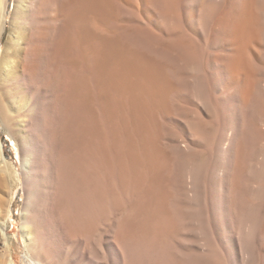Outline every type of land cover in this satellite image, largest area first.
<instances>
[{
    "label": "rangeland",
    "instance_id": "rangeland-1",
    "mask_svg": "<svg viewBox=\"0 0 264 264\" xmlns=\"http://www.w3.org/2000/svg\"><path fill=\"white\" fill-rule=\"evenodd\" d=\"M18 1L20 0H7L6 27L0 40V61L5 48L8 46L11 37L10 35L12 34V31H14L13 18L15 16L14 12L18 9ZM166 2L168 6L167 11L171 14L169 16H165L167 19L165 17L162 18L163 16L160 18L155 15L153 13V9L148 10L145 8L146 10H144L143 7L141 8V11H138L136 8H133V5H126L122 2L119 3L118 0L112 9L113 11H108L106 14L103 12L102 16L101 14L98 16H89L88 23L90 29L93 30H91L93 33L102 34L103 36L106 33L104 37H107V35L114 36L121 45L125 47L126 45L129 46L128 49L139 51V54L143 51L142 54L144 53L145 56H149H147V58H152L154 56L155 58L153 57L152 59L156 60V62L159 61L161 46L167 47V50L171 52L167 51V55L164 58L165 61H163L165 62L167 68V79L170 88V91L165 99V104L155 98L151 103L154 108H152L151 104L147 106L148 109H152L150 111L151 113L155 110L152 115L155 114L158 116H156L157 121L154 123V128L153 122L156 119L149 114V116H152V119H154L153 121H150L146 135L148 136V140L155 137V144H157L155 147L157 148L158 146L159 151L161 152V157L157 161L158 163L156 165L158 167H155V172H153L154 174L149 173V175L144 172L145 180H142V185L140 184V186H134L131 178L128 181L119 177L121 172L117 171V165H115L116 163L109 160V157L108 166L104 170L99 181L97 176H95L93 162H89L86 167L81 168L74 160L70 163L71 166L68 169V164L65 162L63 164V160L60 159L63 157L56 156V158L60 160V163H56L57 165H55V170L57 167H61V177L60 179L54 181V189L57 196L62 198V201L66 203H63L62 206L64 208H67L68 206L69 212L63 213L64 215L59 218L57 222H54L53 218L50 219V221H52V224L50 225L46 222L48 220L44 221L42 219V223H40L39 227H37L38 229H34V235H38L41 248L38 249L35 245H33V247H29V249H34L33 253L35 254L43 255V252L48 254L50 261L54 259L50 264H102L104 262L103 258L108 261V264H116V260L119 261L121 257V253H118V249L120 248V244L118 242L124 238L123 231L131 225H128V222H133V224L138 226L142 223V220H144L145 214L146 217L149 218L148 221L150 220L148 222L145 217L144 221L148 222V225L146 224L148 228L145 227L146 225L143 224V227V225L140 224L141 226H138V229L140 228V231L143 233H137L136 235L141 234L139 237L134 236V234H131L132 237L129 235L131 237L129 242L133 245L132 253H134L129 254L128 260H131V262H129L131 264H139L140 262V264H143V262L147 264L145 260L147 257L150 258V256L152 261H157L160 264H175L178 259V257H174L175 254L176 256L182 255L178 252L176 253L177 250H180L179 252L181 253L183 252L184 260L189 258L186 262H191L192 260L194 264H213V262L215 264H264V132L260 137H258L260 140L262 139L261 142L253 145L252 138L256 135L250 120L253 116L251 115V112L249 113L243 106H241L235 96L231 97L227 94L228 88H217L214 94L212 88L210 89L209 86L205 85V89L207 90L206 103H208V106H205L199 100L190 96L188 91L189 87L183 84V0H166ZM192 3H194V0ZM107 13L108 17L106 16ZM175 14L177 15L176 17ZM152 17H154V19ZM153 21L155 23L158 22L156 25L159 27H157ZM176 23L177 25H175ZM159 28H161L163 32ZM165 42L169 46H166V44L164 45ZM190 43L191 44L189 45L191 46L190 48L193 53L199 56L200 59L202 57L205 61L204 63H202V60L201 63L198 61L193 68L196 67V70L201 69V71L203 69H207L209 72H212L214 65L211 61H213L215 55V50L213 49L214 47L211 45L207 51H205L201 40H190ZM95 58L97 57L95 56ZM95 61L96 59L94 62H91V67L88 65V68H85L84 74L81 73V71L84 70V67H82V65L80 66V64L76 65L77 68L74 76L75 86L72 90V106L69 112V126L71 128L69 129V136L65 139L68 141V145L74 139V143L72 144L71 142V145H69L70 147L77 145L76 143L80 142V133H83L85 128L88 127L87 129L91 131L92 126H90V124L93 122V119L96 120L98 127L101 122L100 127L103 128L104 134L106 133L104 135L105 137L109 134L107 113L105 112L106 109L104 110L103 108L94 107L93 109L95 111L97 110V114L93 119L91 116L92 114L87 117L82 113V107L85 108V106L87 107L88 105L93 104V106H96L93 97L97 99L100 86H98L99 82L96 71H94L96 66L94 64H98V61H96L97 63ZM86 75H88V77H86ZM82 76H84L83 81L81 80ZM0 81V109L3 107L6 116H11V119H8V122H4L0 118V133L11 147L9 150L5 151L1 142L4 158L7 162L11 163V165L9 166L8 172H1L0 170V204L3 207L5 205L9 207L10 211L6 218L0 220V264H8V258H10L14 264H39L38 262L34 263L27 257V244L23 237L22 230V213L27 200V190L30 188L32 182H34V179H32L33 174H27V180L25 179L24 171L22 169V158L25 159L26 156L22 153L19 154L18 149L21 146L22 141L17 137V130L15 129L18 127V121L22 118L21 116H16L17 111H19L18 105L13 103V97L10 95V91L7 86L5 84L3 85L1 78ZM78 86H81L82 88ZM90 86L92 87L91 89ZM77 89H80V92H77ZM92 89L93 93L91 92V94H89ZM88 94L91 95V97L89 96L90 99L88 98ZM23 101L24 100H22L20 104H22ZM81 102L83 104H80ZM161 105L164 108H162ZM158 111L162 114L158 113ZM90 112H93L92 109H90ZM76 118L77 121L74 120ZM86 122L87 124H85ZM83 125H86V127ZM72 135L75 137H72ZM247 136L250 137V140L246 138ZM88 141L90 140L88 139ZM233 142L235 144H233ZM57 143L58 142H55L54 149L56 152H59L61 146ZM240 143H242V146L245 148L243 149L244 153L243 151H240L242 152L240 155L243 159L240 158L237 161V150ZM78 144L80 145L81 143ZM92 145L93 144H91V149L93 150L94 145ZM184 145L186 147L188 146V148ZM80 146L83 147L86 146V144L84 143V145L82 144ZM256 155H258V157ZM68 158L70 161V156ZM39 161L40 165H48L45 160L43 161L40 159ZM111 162L114 163L112 164ZM37 163L39 164L38 161ZM166 163H168V165H166ZM186 168L194 170L195 179L198 177L196 180L194 179V182L193 180L190 181V179L184 175ZM71 170L73 175L71 174ZM151 175L154 177H151ZM117 176L119 178H117ZM151 181L155 184V188L153 187L154 184ZM127 182L129 184H126ZM130 182L133 183V185ZM97 184L100 185V187L102 186L101 189L104 198L102 201L103 204L100 207H97V204L94 202L95 196L93 195L94 190H96L95 188L98 186ZM146 189H150L151 191H147ZM192 189L194 192L191 191ZM160 190L161 192H158ZM136 191L139 192L136 193ZM157 194L165 195V197H167V201L160 205L162 207L159 206L155 209L161 212H158L160 214L159 220L161 215L165 217L161 216V224H158L160 222L157 219L158 213H155L153 210L156 207L154 206L156 203L151 199V196L155 198V195ZM57 196L54 195L52 198L50 197L51 199L49 202L52 203L46 204L45 210L46 212H49L48 215L50 214V208L53 209V203H55L54 200H57ZM34 197L36 198L37 196L34 195ZM141 197L143 201H146L147 198L150 205L149 207L146 205L148 208L145 205H142L146 203H142V201H140ZM193 197H195V199ZM67 198L68 200L66 201ZM258 198H260L259 201L257 200ZM150 203H153L151 213V210L146 211L150 209ZM74 209H76V211ZM141 209L144 212V215H141L143 214ZM143 209H146L145 211L148 213H146ZM253 209L256 211H253ZM98 211L101 212V215L98 214ZM152 213L153 217H151ZM123 214L126 217H124ZM147 214H149V216H147ZM165 214L170 215L166 216ZM138 215L141 216L139 217ZM133 218L136 219L134 220ZM152 218H156L154 223L151 222ZM130 219H132V221H130ZM137 220L138 222H136ZM73 222H75V225ZM121 222H123V224ZM72 225H74V227ZM155 225L158 229L161 227L162 237L165 238H163V242L165 244L162 242L161 236H157L156 232L158 229ZM45 226L47 229L44 231L46 228ZM87 226L89 228H87ZM134 226L130 228L133 229L137 227ZM39 228L40 230L42 228V231H40ZM150 228L155 230V234ZM2 232H4L8 239V248L4 246V240L1 237ZM143 234L144 237L142 236ZM146 235H150L149 237L152 236V239L150 238L152 241L148 239L149 237L145 239ZM143 239L145 240L143 241ZM139 240L142 241L140 242ZM153 240L157 242L156 244L159 243L158 246L163 247L164 250L160 248L161 253L159 254L158 252L160 256L155 253H150L146 257L145 255L147 254H145V251L149 250L148 247H152L154 242ZM138 241L144 248H141ZM101 246L103 247L101 248ZM204 246L206 248H203ZM210 249L212 253L209 252ZM101 250L103 254L101 253ZM140 250L144 252H141ZM42 255L40 256L41 259L44 258ZM141 255L144 256V258H139L142 257ZM137 260L140 262L138 261L137 263ZM45 262L47 261L45 260L44 262H41V264H46Z\"/></svg>",
    "mask_w": 264,
    "mask_h": 264
},
{
    "label": "bare ground",
    "instance_id": "bare-ground-1",
    "mask_svg": "<svg viewBox=\"0 0 264 264\" xmlns=\"http://www.w3.org/2000/svg\"><path fill=\"white\" fill-rule=\"evenodd\" d=\"M192 1L193 0H188V1L183 0V14H182L183 15V84L189 87L188 91L190 96L194 99L199 100L205 106H208V103H206L207 90L205 89V85L209 86L210 89L212 88L214 94L217 88L219 89H221L220 87L223 88L225 87V89L228 88L227 94L230 95L231 97L235 96L236 99L240 102L241 106H243L249 113L251 112V115L253 116L252 119L250 120H251L252 128L254 129L256 135L252 138V142L253 145H256L255 143L261 142L262 139L260 140V138L258 137H260L264 132V0H194V3H192ZM118 2L119 3L122 2L126 5L129 4L133 5L134 6L133 8H136L138 11H141V8L143 7L144 10L153 9L154 12L153 11L152 12L155 15L159 16L160 18L162 16H163L162 18H164L165 16L171 15L167 11L168 6L166 0H118ZM18 3H19L17 4L18 9L17 11L15 9L16 12H14L15 16L13 18L14 31H12L8 46L7 48H5V51L1 56L0 78L3 82V85L5 84L8 90L10 91V95L13 97V103L18 105L19 111H17L16 116L17 117L21 116L22 118L21 120L18 121V125H17L18 127L15 130H17V137L22 141L21 146L18 148L19 154L22 153L26 156L25 159L22 158L23 159L22 169L24 171L25 179L27 180L28 177L27 174H31V175L33 174L32 179H34V182H32L29 188L30 190L29 189L27 190L28 192L27 200L25 202L22 213V220H23L22 230H23V237L26 240V244H27V257L30 260H32L34 263L38 262L39 264H41V262H44L46 260L47 262L45 263L50 264L54 259L50 261L48 254H45V252H43V255L41 254L44 257L42 259L43 260L45 259L43 261L40 257L41 255L33 253L34 249H29V247H33V245H35L36 247H38V249L41 248L38 235L37 234L34 235V233L35 230L38 229L37 227H39V224L42 223V219L44 221L48 220L46 222L50 225L52 224V221H50V219L53 218L54 219L53 221L57 222L59 218H61L64 215L63 213L69 212L68 206L67 208L66 207L64 208L62 206L63 203L65 202L62 201V198H59L57 196L54 189L55 187L53 184L54 181L60 179L61 177V171H60L61 167L58 165L59 167H57L55 170V165H57L56 163L60 161L56 158V156L63 157L60 159L63 160V161L61 160L63 164L64 162L68 164V169L71 166L70 163H72L74 160L76 161V164L81 168L86 167L87 163L93 162L95 169V176H97L99 181L101 179V176L103 175L104 170L108 166L109 163L108 157L109 160H112L116 163L115 165H117V171L121 172L119 177H122L123 179H126L128 181L131 178V181L134 183V186H140L142 180L143 181L145 180L144 172L145 174H149V173L151 174L155 172L154 170L155 167L157 166L156 164L158 163L157 162L158 159L161 157V152L159 151L158 146L157 148L155 147V145H157L155 144L156 143L155 142L156 139H154L155 137L150 138L148 140V136L146 135V133H147V129L149 128L150 121L151 120L153 121L154 118L156 119V116L158 115L155 114L152 115V113H154L155 110L153 109L154 111L151 113L150 111L152 109L151 110L148 109L147 106L150 105L155 98L156 100H159L163 104H165V99L168 95V92L170 91L169 83L167 79L168 77L166 70L167 68L165 62H163L165 61L164 58L166 57L168 50L167 47L161 46L159 61L157 58L158 62H156V60L152 59L154 56L152 58L151 57L147 58L148 55L145 56L144 53L142 54L143 51L141 52V54H139V51H135L132 49L130 50L128 49L129 46L126 45L125 47L121 45L117 40V38H115L114 36L107 35V37H104L106 33L104 36L102 34L101 36L100 34H97L95 32L93 33L92 32L93 30L90 29L88 23L89 16L90 15L98 16L100 14L102 16L103 12L105 14L108 11L111 12V10L114 8L115 3H117V0H20L18 1ZM6 8H7V0H0V40L6 27ZM106 16L108 17V13ZM176 16L177 15L175 14V17ZM152 18L154 19V17ZM175 25H177V23ZM197 39L201 40L205 51H207V49L211 45L214 47L213 49L215 50V55L213 61H211V63L214 65L212 72H209L207 69H203L201 71V69L196 70V67L193 68V66L196 65L198 61H200V63L201 60L202 63L205 62L202 57L200 59L199 56L195 55L190 48L191 47L189 45L191 44L190 40L196 41ZM165 44L166 46L168 45L166 42L164 43V45ZM95 56L97 58H95ZM95 59L96 61H98V64H94L96 65L94 71H96L97 79L99 82L98 86H100L97 99L92 96L93 99L95 100L96 106H93L94 105L93 104V105H88L87 107L85 106V108L82 107V113L87 117L88 115L92 114L91 116L93 119L97 114L96 113L97 110L95 111L93 109L94 107L103 108L104 110L106 109L105 112L107 113V119H108L107 124L109 125V134L107 137H105L104 135L106 133L104 134L103 128L100 127L101 122H100V126L98 127L96 124V120L93 119V122L90 124V126H92L91 131H89L87 127L85 128L84 131L82 128L83 133H80L81 139H79L80 142L78 143H81L80 145L82 144L84 145L85 143L86 146L81 147L78 143L75 142L77 145L70 147L69 145H71V142L72 144L74 143L73 142L74 139L69 143V145L67 143L68 141H66L65 139L66 137L69 136L68 135L70 134L69 129L71 128L69 126V117H70L69 112L72 106V96H73L72 90L73 87L75 86L74 76L77 68L76 65L80 64V66L82 65V67H84L83 68L84 70L81 71V73L84 74L85 68H88V65H90L91 67V62H94ZM86 77H88V75H86ZM83 79L84 76L81 77L82 81ZM78 87L82 88L81 86ZM91 88L92 87L90 86V89ZM77 90H78L77 92H80V89ZM91 92L93 93V89L90 90L89 94H91ZM89 94H88V98L90 99L91 95ZM22 100L24 101L22 104H20ZM80 104L83 103L81 102ZM152 105L153 104H151V106ZM161 107L164 108L162 105ZM152 108H154V106H152ZM90 109H92L93 111L92 113L90 112ZM158 113L160 112L158 111ZM149 114H151L154 118L152 119V116H149ZM0 118L4 122L5 121L8 122L9 121L8 119H11V116L9 117L6 116L3 107H1L0 109ZM74 120L77 121V118ZM155 121H157V119L154 120L153 126ZM85 124H87V122ZM84 127H86V125ZM72 137L75 136L72 135ZM246 138L250 140L249 136H247ZM88 139L90 141H88ZM55 142H58L60 144L61 152L60 151L56 152V150L54 149ZM245 142L247 143L246 140ZM91 144L94 145L93 150L91 149ZM233 144L235 143L233 142ZM186 148H188V146ZM244 148L245 147L242 146V143H240L237 150L238 151L237 161L240 158H242V156L240 155L242 152L240 151H243L244 153L243 150ZM69 156H70V161L68 158ZM256 156L258 157V155ZM40 159H42L43 161L45 160V162H47L48 165L46 164L44 166L43 164L40 165V161H39ZM37 161L39 162V164L37 163ZM10 165L11 163L7 162L6 159L4 158L1 139H0L1 172H8ZM166 165H168V163H166ZM190 168L185 169L184 175H186L187 178L190 179V181L193 180L194 182L195 173L194 170ZM71 174H72V170H71ZM152 176L153 175H151V177ZM119 177L117 176V178ZM133 183L131 184L133 185ZM126 184L129 183L127 182ZM101 187L100 185H98L95 188L96 190H94V194H93L95 196L94 202L97 204V207H100L103 204L102 201L104 198ZM153 187L155 188V184ZM146 190L149 191L150 189L149 190L146 189ZM191 191H193V189ZM138 192L136 191V193ZM158 192H161V190ZM34 195H36L37 197L35 198ZM54 195L57 196L58 198L57 200H54L55 203H53V207H52L53 209L50 208V214L48 215L49 212H46L45 207L47 203H52L49 202V200ZM151 197H152L151 199L156 203V205H154L156 207L153 210L155 213H158L159 211L155 209L160 205L164 204L167 201V197H165V195H158V194L155 195V198H153V196ZM193 198L195 199V197ZM260 198H258L257 200L259 201ZM67 200L68 198L66 199V201ZM76 201L78 202L77 199ZM140 201H142V203L143 202L146 203L142 205L145 206L147 205L148 207L150 206L149 202L147 201V198L146 201L148 203L146 201H143L142 197ZM150 204H151L150 209L149 210L145 209L146 211H150L152 209L153 203ZM254 209L253 211H256ZM74 210L76 211V209ZM9 212H10L9 207H7L6 205L3 207L0 204V220L6 218ZM151 212L152 210L150 211V213ZM159 213L157 216L158 220L160 215ZM98 214L101 215V212L98 211ZM149 214H147V216H149ZM141 215H144V212ZM161 216L164 217L163 215ZM161 216L159 220L160 222L157 221L159 222L158 224H161V219H162ZM151 217H153V213ZM148 219L149 218H147L146 220L148 221ZM152 219L151 222L154 223V220H156V218L153 219V221ZM144 220H142V223H140L141 225L143 224L146 225L150 221L149 220L148 222H145ZM130 221H132V219H130ZM136 222H138V220ZM74 223L75 222H73V224ZM121 223L123 224V222ZM129 224L131 225L128 226ZM132 224L133 222L132 223L128 222V225H126L128 227L125 230L122 228L124 230L123 231L124 238H122V240L121 241L119 240L118 242L120 244V248L118 249L120 252L118 251V253H121V257L119 261L116 260L117 261L116 264H131L129 263L131 262V260H128V258H129V254L132 253L133 251L132 250L133 245H131L129 239L132 237L131 234H134V236L136 237L137 236L139 237L141 235V234L136 235L137 233L141 232L140 228L138 229V226L141 225L139 224L137 226L135 224L133 225ZM74 225L72 226L74 227ZM134 225L137 227H135ZM147 225L145 227H147ZM133 226L135 227L133 228L135 230L130 228ZM87 228L89 227L87 226ZM156 228L158 229L157 226ZM46 229L47 227L44 229V231ZM40 231H42V228ZM151 231L154 232L155 230L151 229ZM156 233L158 237L161 236V240L163 242L165 238L162 237L161 227L160 229L157 230ZM129 235H131V237ZM142 236L144 237V234ZM149 236L150 235L148 236L146 235L145 239H147V237ZM1 237L4 240V246L8 248L9 247L8 239L4 234V232L1 233ZM150 238L152 239V236L149 237L148 239ZM145 239H143V241ZM150 240L148 241L151 242L152 240L151 241ZM154 242L153 244L151 243L152 247L151 248L148 247L149 250L145 251L146 252L145 254H147L145 255L146 257L150 253H155V254H158V252L159 254L161 253L160 248L163 249V247L158 246L159 243L156 244L157 243L156 241ZM140 246L141 248H144L142 247L143 245ZM102 247L103 246H101V248ZM203 248L206 247L204 246ZM140 251L144 252L142 250ZM179 251L177 250L176 253L178 252L182 255L176 256V254L174 253L175 254L174 257H178L177 260L175 259L176 260L175 264H194V262H192L191 259H190L191 262L189 261H188L189 263L186 262L189 258L186 257L187 260H184L183 252L181 253ZM209 252H211V249L209 250ZM48 253L50 254L49 251ZM139 258H144V256ZM150 258L149 257L146 258L145 261L147 262V264H160L157 261H152V259ZM103 259L104 262L101 263L108 264L107 263L108 261L105 260V258ZM138 261L139 260H137V263ZM144 263L145 262H143V264ZM8 264H14L10 258H8ZM198 264H204V263H198ZM213 264L215 263L213 262Z\"/></svg>",
    "mask_w": 264,
    "mask_h": 264
},
{
    "label": "trees",
    "instance_id": "trees-1",
    "mask_svg": "<svg viewBox=\"0 0 264 264\" xmlns=\"http://www.w3.org/2000/svg\"><path fill=\"white\" fill-rule=\"evenodd\" d=\"M0 138H1V142H2V144H3L4 148H5V151H6V150H9L11 147H10V145L8 144L7 140L1 135V133H0ZM9 157H10V156H9Z\"/></svg>",
    "mask_w": 264,
    "mask_h": 264
}]
</instances>
